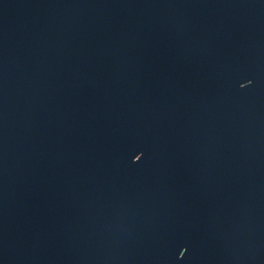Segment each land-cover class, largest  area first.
Segmentation results:
<instances>
[{
  "label": "water",
  "instance_id": "95a60500",
  "mask_svg": "<svg viewBox=\"0 0 264 264\" xmlns=\"http://www.w3.org/2000/svg\"><path fill=\"white\" fill-rule=\"evenodd\" d=\"M120 0H0V264H105Z\"/></svg>",
  "mask_w": 264,
  "mask_h": 264
}]
</instances>
